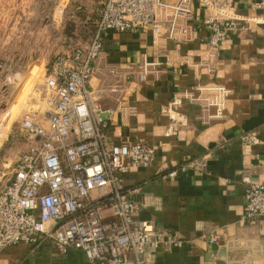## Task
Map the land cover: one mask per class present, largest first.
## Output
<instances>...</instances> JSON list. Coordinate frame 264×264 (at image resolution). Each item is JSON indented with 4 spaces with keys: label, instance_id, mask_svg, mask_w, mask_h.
Masks as SVG:
<instances>
[{
    "label": "crops",
    "instance_id": "crops-1",
    "mask_svg": "<svg viewBox=\"0 0 264 264\" xmlns=\"http://www.w3.org/2000/svg\"><path fill=\"white\" fill-rule=\"evenodd\" d=\"M102 2L87 0L89 18ZM191 7L188 25L198 32L196 40L178 33L170 38L165 28L157 36L151 30L108 31L87 84L89 106L105 120L110 142L139 141L154 150L151 165L131 166L119 176L123 193L136 206L135 221L182 246H159L145 258L154 264H264V222L242 219L244 178L264 181V0H234L240 21L217 48L207 45L205 9L193 0ZM168 13L160 10L159 18ZM144 62L152 65L140 81ZM219 86L227 90L222 115L206 118L212 110L204 104ZM184 91L196 99L174 106L187 121L166 136L162 109ZM246 133L257 142L246 144ZM103 215L113 219L109 207ZM0 264L96 263L78 249L59 253L45 240L0 248Z\"/></svg>",
    "mask_w": 264,
    "mask_h": 264
},
{
    "label": "built area",
    "instance_id": "built-area-1",
    "mask_svg": "<svg viewBox=\"0 0 264 264\" xmlns=\"http://www.w3.org/2000/svg\"><path fill=\"white\" fill-rule=\"evenodd\" d=\"M193 1L206 11L202 24L208 32L207 45L217 48L240 21L233 9L234 0ZM160 10L169 11L166 19L159 18ZM191 13V0L174 4L162 0H103L92 40L52 62L45 77L49 110L44 121L36 116L22 118L21 128L30 144L7 182L0 185V248L47 240L62 254L73 248L82 251L90 263L154 264L145 258L148 250L182 246L181 240L156 232L152 224L135 221L136 206L124 195L119 176L131 166L151 165L154 150L139 141L110 142L105 120L89 106L87 84L108 31L151 30L157 36L165 28L170 38L178 33L183 39L196 40L198 32L188 25ZM150 65L142 64L140 81ZM202 89L197 87L196 91ZM214 91L204 104L207 111L212 110L206 112V118H218L224 110L227 90L219 86ZM193 95L187 91L175 94L163 107L168 116L166 136L186 124V115L174 106L185 98L196 99ZM242 139L246 144L257 142L251 133ZM175 174L171 171L168 176ZM244 182L242 219L260 217L264 222V181L244 178ZM105 207L111 210L110 221L104 220ZM217 239L214 236L211 241Z\"/></svg>",
    "mask_w": 264,
    "mask_h": 264
},
{
    "label": "rangeland",
    "instance_id": "rangeland-1",
    "mask_svg": "<svg viewBox=\"0 0 264 264\" xmlns=\"http://www.w3.org/2000/svg\"><path fill=\"white\" fill-rule=\"evenodd\" d=\"M57 1L0 0V185L30 144L22 118L44 121L49 110L50 65L84 47L96 31L98 17L87 16V0Z\"/></svg>",
    "mask_w": 264,
    "mask_h": 264
},
{
    "label": "trees",
    "instance_id": "trees-1",
    "mask_svg": "<svg viewBox=\"0 0 264 264\" xmlns=\"http://www.w3.org/2000/svg\"><path fill=\"white\" fill-rule=\"evenodd\" d=\"M101 9H102V4H100V5L98 4L97 9L92 13L91 18H94V17L97 18V17H99V13H100ZM93 21H94V19L89 22V23H91V26L93 25V23H92ZM88 43H86V44H88Z\"/></svg>",
    "mask_w": 264,
    "mask_h": 264
}]
</instances>
